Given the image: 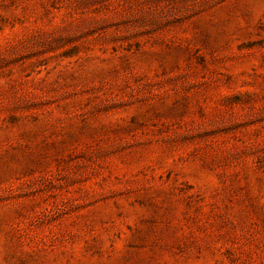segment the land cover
<instances>
[{
    "label": "rangeland",
    "instance_id": "1",
    "mask_svg": "<svg viewBox=\"0 0 264 264\" xmlns=\"http://www.w3.org/2000/svg\"><path fill=\"white\" fill-rule=\"evenodd\" d=\"M0 264H264V0H0Z\"/></svg>",
    "mask_w": 264,
    "mask_h": 264
}]
</instances>
